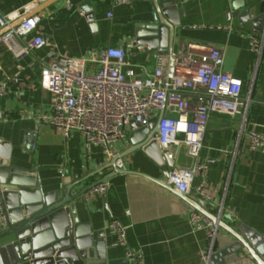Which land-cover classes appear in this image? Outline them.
Masks as SVG:
<instances>
[{
  "label": "crops",
  "instance_id": "1",
  "mask_svg": "<svg viewBox=\"0 0 264 264\" xmlns=\"http://www.w3.org/2000/svg\"><path fill=\"white\" fill-rule=\"evenodd\" d=\"M243 3L253 11L245 21L238 14ZM181 6L184 16L175 26L173 54L184 51L189 43L221 49L223 69L242 80V96L248 101L240 120L226 113L211 114L198 160L209 157L216 162L195 173L187 195L200 198L196 190L200 185L211 195L202 207L218 222L215 251L234 240L229 229L246 225L264 235V153L249 146L252 132L264 136V47L261 54L253 52L249 38L264 33V20L255 23L262 26L261 31L252 21L264 15V0H186ZM90 7L94 22L84 10ZM150 11L149 0L127 4L116 0H0V14L8 16L12 26L39 15L36 30L26 40L34 35L46 40L19 59L0 41V85L6 84V94L0 97V137L12 143L19 163L37 169L49 187L74 185L73 193H77L100 182L111 170L106 169L110 157L100 145L88 143L76 131L66 138L48 121L51 95L43 77L45 67L58 57L89 59L95 51L122 47L124 69L145 77L164 56L132 44L133 23L146 19L144 13ZM4 30L0 28V35ZM130 147L127 132L116 144L124 172L108 180L106 192L79 199L80 220L88 221L95 232H105L110 258L127 259V250L133 249L142 252L144 264H206L201 254L212 245L208 230L194 229L189 220L190 211L197 209L157 181L161 170L142 150L124 155ZM169 151L175 161L173 169L194 166L186 146L174 145ZM113 220L126 227V246L113 245L115 236L109 232ZM223 264L258 262L241 248L226 256Z\"/></svg>",
  "mask_w": 264,
  "mask_h": 264
},
{
  "label": "built area",
  "instance_id": "2",
  "mask_svg": "<svg viewBox=\"0 0 264 264\" xmlns=\"http://www.w3.org/2000/svg\"><path fill=\"white\" fill-rule=\"evenodd\" d=\"M46 1V0H41ZM133 0H116L127 4ZM11 19L0 14V28L6 29L0 41L17 59L46 44L41 35L26 38L36 30L39 15L23 19L11 25ZM251 50L261 54L262 37L250 34ZM174 72L167 76L168 56H160L155 68L141 77L126 65L122 47H107L95 51L89 59L70 56L53 59L44 69L43 77L51 95L48 121L58 127L64 136L76 131L88 143L100 145L108 157H118L117 142L124 140L131 121L147 126L149 121L159 120L157 141L161 150L174 145H184L187 154L195 159L194 166L174 169L166 177L169 185L188 195L194 175L203 172L216 161L207 157L199 162L209 118L214 112L235 115L248 106L242 96L243 82L223 69V52L213 46L189 43L180 53L173 54ZM6 94V84L0 85V97ZM250 149L264 153V136L250 134ZM169 158L174 159L169 152ZM123 168L121 157L116 161ZM109 183H98L85 193L87 199L95 193L107 191ZM200 197L211 201L212 197L200 185L196 188ZM189 220L194 229L205 228L212 242L201 254L206 263L213 251L217 224L198 210H191ZM0 224H6L4 205L0 192ZM115 236L113 245L126 246V227L118 220L109 225ZM131 264H144L140 250L128 249Z\"/></svg>",
  "mask_w": 264,
  "mask_h": 264
},
{
  "label": "water",
  "instance_id": "3",
  "mask_svg": "<svg viewBox=\"0 0 264 264\" xmlns=\"http://www.w3.org/2000/svg\"><path fill=\"white\" fill-rule=\"evenodd\" d=\"M149 1L151 11L144 13L148 17L133 23L132 44L168 56V77H171L174 70L172 50L175 26L180 25L184 16L181 3L186 0ZM84 10L87 18L94 22L92 7ZM252 12L246 10V3L238 8L240 19L244 21L252 17ZM260 20H264V15L252 20L254 28L259 31L262 26L257 27L255 23ZM162 115L161 112L152 118L147 126L135 121L129 123L127 131L131 147L124 155L142 150L160 168L161 176L157 181L161 185L174 189L190 205L210 216L202 207L203 198L191 199L166 182L167 175L174 170L175 161L169 158L168 149L161 150L157 141ZM2 116L0 110V119ZM243 117L242 112L235 114L236 119ZM119 157L123 156L109 158L106 169L111 171L98 183H106L114 175L124 172L116 165ZM45 181L37 169L19 163L13 156L12 143L0 137V192L6 215V224H0V264H131L126 258H110L105 232H95L88 221H81L78 216L77 202L98 183L73 193L74 185L51 188ZM211 216L218 223L216 217ZM229 231L234 240L212 251L206 264H223L226 256L241 248H246L258 264H264V235L246 225ZM255 251L260 257L256 256Z\"/></svg>",
  "mask_w": 264,
  "mask_h": 264
}]
</instances>
